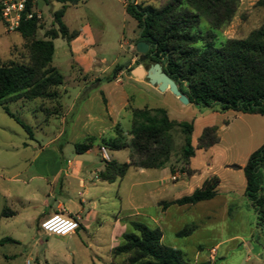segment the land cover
Returning a JSON list of instances; mask_svg holds the SVG:
<instances>
[{
	"label": "rangeland",
	"instance_id": "1",
	"mask_svg": "<svg viewBox=\"0 0 264 264\" xmlns=\"http://www.w3.org/2000/svg\"><path fill=\"white\" fill-rule=\"evenodd\" d=\"M171 1L80 0L68 8L64 22L79 36L70 42L62 37L53 40L52 65L64 77L63 86L54 89L57 99H19L7 105L32 128L33 138L0 108V211L6 192L37 199L42 195V183L27 187L9 179L17 173L27 170L48 174L56 162L63 178L67 160L76 155L74 142L94 138L99 156L93 151L88 157L104 161L101 140L115 138L119 127L129 140L134 109L164 108L175 121L193 122L195 148L204 129L217 126L220 143L198 150L190 166L182 162L184 136L178 129L173 132L175 149L169 166L177 175L192 169L201 175L183 191L173 188L170 181L157 191V185L147 177L162 176L161 169H145L148 175H140L131 168L122 182L87 186V207L91 210V202L95 204L91 219L81 215L85 226L66 237L43 232L42 222L52 215L36 218L35 209L26 210L17 201L20 215L11 217L12 210L5 206L0 216V240L9 237L15 242L0 244V264H129L126 255L115 256L113 251L123 243V234L133 232V221L160 230L162 244L180 251L185 264H264V231L257 225V214L245 192L238 187L244 180L241 165L246 164L247 153L264 143V116L222 113L218 106L185 105L169 91L160 92L150 85L145 76L135 74L137 69L146 74L154 63L147 57L140 61L137 44L141 42V29L125 8L133 3L160 9ZM34 8L42 15L34 39L49 40L48 33L58 29L54 14L62 4L34 0ZM262 25L264 0H240L232 21L218 32L217 45L227 39H245ZM201 29H210L204 19ZM29 47L30 41L18 31L0 24V63L29 65ZM115 70V79L109 81ZM108 154L119 165L130 158L129 150ZM212 172L226 181L216 198L195 205L161 206L162 202L190 195L192 185ZM59 189L60 185L54 187L56 192ZM68 206L74 212L81 208L72 198ZM188 229L189 235H180Z\"/></svg>",
	"mask_w": 264,
	"mask_h": 264
},
{
	"label": "trees",
	"instance_id": "2",
	"mask_svg": "<svg viewBox=\"0 0 264 264\" xmlns=\"http://www.w3.org/2000/svg\"><path fill=\"white\" fill-rule=\"evenodd\" d=\"M49 0H46L48 2ZM62 8L55 12L57 30L48 33L49 40H35L38 28L36 19L22 21L18 32L30 41L29 65L10 61L0 63V108L14 119L33 138L32 128L11 113L10 102L38 98L57 99L54 90L64 84V77L52 65L55 46L53 40L62 37L68 42L79 34L70 32L63 21L67 9L80 0H56ZM240 0H172L158 9L151 5L130 3L126 12L141 29L140 39L149 45L147 58L159 63L177 83L190 104L205 108L219 107L220 112L234 111L264 116V25L245 39H227L217 45L218 32L233 19ZM206 20L209 30L201 29ZM117 70V69H116ZM116 70L109 81L115 79ZM130 139L122 135L120 127L113 139H102V147L108 151L129 150V162L105 163L99 173L103 182L122 181L131 167L141 169H165L174 152L173 132L178 129L184 136L182 162L189 166L195 157L193 146V122H178L170 118L164 108H143L132 111ZM218 127L204 129L198 138L197 149H210L219 143ZM95 142L74 145L77 154L90 150ZM235 168H240L234 165ZM247 181L245 195L257 214V225L264 231V145L256 150L242 168ZM185 172V171H183ZM192 176L195 171L189 170ZM220 178L217 175L205 180L201 188L191 195L162 202L166 209L172 205H195L214 199L218 195ZM6 217V216H5ZM8 217V216H7ZM133 232L123 234V243L117 246L115 256L126 255L129 264H185L180 251L162 244V234L146 224L131 222ZM191 229L180 235H189ZM9 237L0 244L14 243Z\"/></svg>",
	"mask_w": 264,
	"mask_h": 264
},
{
	"label": "crops",
	"instance_id": "3",
	"mask_svg": "<svg viewBox=\"0 0 264 264\" xmlns=\"http://www.w3.org/2000/svg\"><path fill=\"white\" fill-rule=\"evenodd\" d=\"M66 13H67V11H66ZM63 21H64V18H63ZM0 24L3 25V22L1 19H0ZM68 29H69V27H68ZM69 31H72V30L69 29ZM228 112H230V111H228ZM232 112H234V111H232ZM224 113H227V112H224ZM241 114H243V113H241ZM246 115H255V114H246ZM259 116H261V115H259ZM220 141H219V143H220ZM219 143H217V144H219ZM73 144L75 145V144H77V142H74ZM263 145H264V143H263ZM198 150H204V149H197L196 148L195 156H196V153ZM93 151H95L97 156H99L98 148L96 145L93 144L92 148L90 150H88L87 152H85L84 154H77L76 153V155H74V157H72L71 159H68L67 163H66L67 169L65 171V175L63 178H62V176H63L62 175L63 174L62 168H61L60 164H57L56 162L53 163L54 169L48 174H42V173H38V172L31 174L27 170H24L20 173H17L16 175H14L13 178H9L11 181L21 183L22 185H25L27 187L30 184L37 183V182L42 183V185H43L42 195H41V197H38V199L36 197H30V196L18 197L17 195H11V193L6 192V195H4L3 197L5 199V206H7L13 212V216H11V217H16V216L20 215V210H19L17 204H15V202L20 201L22 207L26 208V210H30V209L36 210L35 216H34L36 218H40V217L43 218V217H46L49 215H53L56 213H62V212H64V214H66V215L79 217L81 219L80 220V229H82V227L84 225V223H83L84 218H82L81 215H85V217L87 215V219L89 218V221H90L92 211L95 209V204L92 202L89 206L92 209L89 210V208L87 207V203H89L87 198H85L86 191L89 188L87 186H95L96 182L97 183H106V182H103L99 179V173L105 169V163L111 161L107 150H106V153H107L108 159H105L103 157L104 161L100 160V162H99L96 160V157L94 159L88 157L89 154L92 153ZM255 151L253 150V151H250L247 153V156H246L247 162H248L250 156ZM58 152L61 154V150L60 151L58 150ZM128 162H129V160H128ZM190 163H191V160H190ZM211 163H212V161H211ZM208 165L210 166L211 164H208ZM226 165H229V164H226ZM245 165L246 164L241 165V166L244 167ZM131 168H133L140 175H148L147 171L145 169L134 168V167H131ZM155 170H159V169H155ZM161 171L164 172V174L162 176L161 175L160 176L155 175V176H153L154 179H152V175H148V177H147V179H150L149 182H151V184L157 185V187H156L157 191H159L160 188H162V189L166 188L168 186L167 184H169L168 181H170L171 184H173L172 185L173 188H176L179 191H183V189H187V187H189L190 181L194 182L196 180L195 179L196 176L201 175V172L198 170H193L196 173L190 177L187 176L186 172H182L180 175L172 174L170 171V168L161 169ZM165 174H166V176H164ZM243 174H244V172H243ZM213 175H217L220 178V185L218 188V190H219L220 187L222 185H224V183L226 181H225V179H223L218 174H215V172L210 173V176H213ZM209 177L208 176H206V177L201 176V180L199 179L200 181H198L197 184L192 185V187L190 188V190H189L190 195L197 188H201L203 183L205 182V180ZM186 181L188 183H186ZM164 183H166V184L164 185ZM57 185L58 186L60 185V189L57 190V192H56V191H54V187ZM74 185L76 187H78L77 188V189H79L78 192L74 188L75 187ZM229 185H230V187L233 186L232 184H229ZM246 186H247V181H246L245 174H244V180L238 185V187H239V189H241L245 192ZM180 193H182V192H180ZM179 195H183V194H179ZM71 198L78 201L79 204L81 205L80 206L81 208L79 209L78 212H77V210L75 212L73 210H70L68 204H69V201ZM179 198H181V197H177V198H174L172 200H176ZM51 201H52L53 205L50 204ZM157 202H158V200H156L155 203L157 204ZM5 206H3V208ZM3 208H2V210H3ZM2 210L0 211V216H1ZM79 230H77L75 234H77Z\"/></svg>",
	"mask_w": 264,
	"mask_h": 264
},
{
	"label": "built area",
	"instance_id": "4",
	"mask_svg": "<svg viewBox=\"0 0 264 264\" xmlns=\"http://www.w3.org/2000/svg\"><path fill=\"white\" fill-rule=\"evenodd\" d=\"M41 18V13L34 8V0H0V19L9 31H17L22 21H39ZM102 154L108 159L105 148ZM41 228L46 235L66 237L80 229V218L56 213L45 219Z\"/></svg>",
	"mask_w": 264,
	"mask_h": 264
},
{
	"label": "water",
	"instance_id": "5",
	"mask_svg": "<svg viewBox=\"0 0 264 264\" xmlns=\"http://www.w3.org/2000/svg\"><path fill=\"white\" fill-rule=\"evenodd\" d=\"M137 51L142 54L140 61L143 62L149 52V45L141 41L137 44ZM135 74L140 78L145 76L148 83L156 87L160 92L169 91L181 103L185 105L190 104L188 97L180 91L177 83L163 70V67L159 63L151 65L146 74L143 69H137Z\"/></svg>",
	"mask_w": 264,
	"mask_h": 264
}]
</instances>
